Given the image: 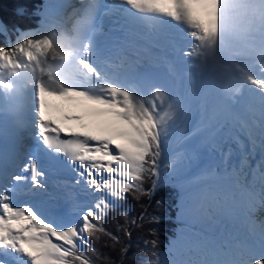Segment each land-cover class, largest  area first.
I'll list each match as a JSON object with an SVG mask.
<instances>
[{
    "label": "snow or ice",
    "instance_id": "1",
    "mask_svg": "<svg viewBox=\"0 0 264 264\" xmlns=\"http://www.w3.org/2000/svg\"><path fill=\"white\" fill-rule=\"evenodd\" d=\"M69 2H46L39 29L0 47V124L22 113L17 131L33 141L28 147L20 137L11 151L0 145V264H93L81 247H91L90 237L104 234L119 242L103 227L108 214L129 194L151 198L172 177L178 178L181 223L222 213L255 224L252 214L264 209V0H113L104 12H120L142 26L156 46L168 40L226 99L247 96L258 102V118L243 125L251 150L231 136L240 149L236 162H230L232 147L224 149L229 135H220L235 118L230 110L207 123L202 115L201 123L186 131L187 97L164 79L138 73L139 61L125 48L102 46L96 0H80L78 18L64 28L57 18ZM169 68L174 72V65ZM53 96L79 110L54 105ZM257 148L260 159L252 167ZM201 157L208 163L196 179H180ZM17 169L22 174H14ZM122 215L127 217V210ZM137 219L145 216L131 223ZM186 231L182 227L169 251L155 252L147 264H264V223L259 242L235 250L206 240L192 244ZM181 247L186 253L196 248L197 257L179 256Z\"/></svg>",
    "mask_w": 264,
    "mask_h": 264
},
{
    "label": "bare ground",
    "instance_id": "2",
    "mask_svg": "<svg viewBox=\"0 0 264 264\" xmlns=\"http://www.w3.org/2000/svg\"><path fill=\"white\" fill-rule=\"evenodd\" d=\"M136 29L139 28L130 29V33L125 32L124 35L116 34L115 38H113V40L110 42L108 49H113L116 47L125 48L133 60L139 61V64L136 66V71L138 73L145 76L148 70L147 68H153L155 75H158H156L157 79H164L169 84L171 83L172 87L177 88L183 96H186L190 106V113L192 111H196L198 116V121L195 123V127L201 123L202 115L204 117V123H207L215 114L224 113L226 109L230 110L232 116L235 118L230 119L227 123H225L224 128L221 129L220 135L221 137L229 135V139L224 144V149L226 151L229 146L232 147L234 154L230 162L238 161L240 149L235 140L231 139V136H238L244 142L245 151L251 149V143L248 140L246 129L243 128V125L247 124V120L252 116L258 118V102L248 98L247 96H238L235 100L226 99L220 88L210 83L209 77L207 75L201 76L196 72L195 69L190 68L188 63L184 61L183 58V69L180 70V72H176L174 70V72H176L178 82H172L171 77L169 76H171L173 73H171L172 71H170L169 65H172V63L174 64L175 59L180 57L174 46L166 39H161L158 42L159 46H156L151 42V38H147L145 43L135 44L134 40L131 39V33L135 32ZM176 39L179 45L187 50L185 42L179 37ZM142 58H145L144 64L143 60H140ZM140 61H142V63H140ZM174 68L176 67L174 66ZM189 71L192 72L191 78L188 75ZM190 79L191 81L189 82ZM222 83H226V81ZM49 99L54 105H63V107L68 111L74 112L79 110L75 105H70L67 101H64L60 97L53 96L49 97ZM3 103L7 108L5 101ZM56 116H58V113L53 111V117L55 118ZM20 137H23V143L26 134L23 132H18L17 128L15 131V128L10 124L8 119H6L3 124H0V145L7 147L10 151L14 150L16 147H18ZM257 151H259V148H257ZM249 162L252 167H255L256 162ZM255 215L256 214L254 212L252 214L253 219L255 218ZM231 218L235 219L244 217L237 216L233 218L232 216L220 213L215 216L213 220H204L201 223L207 225L209 229H212L214 226V220L216 221L217 225L220 224L223 226L220 228H222V232L225 233V235L227 234L228 237H225L223 233H220L219 237L223 242H227L228 244L227 247H225V250H227L229 247L235 250L238 245L259 242V240L256 241L251 236H249L248 232L238 230L225 232L224 228L230 227ZM10 264H15V262L12 261Z\"/></svg>",
    "mask_w": 264,
    "mask_h": 264
},
{
    "label": "rangeland",
    "instance_id": "3",
    "mask_svg": "<svg viewBox=\"0 0 264 264\" xmlns=\"http://www.w3.org/2000/svg\"><path fill=\"white\" fill-rule=\"evenodd\" d=\"M46 2L55 3L56 0H40L38 2V5H37L36 8L27 7L28 10H34L35 12H34V14H32L33 17H30L32 19L27 18L28 21L26 23H28V24L22 30L17 28V27L13 28L8 23H3L0 20V47H7L9 42L14 44L17 41V39L19 38L21 33L34 32L37 29H39L40 23H41V20H42V13L44 11ZM71 2L78 4L79 0H71ZM37 11L39 13H37ZM36 18H39V20H37V21L34 20ZM21 24L24 27V23H21ZM182 58H183L182 56L177 57L175 59L174 64L172 63V65H174L176 67V68H174V70L176 72H180V70L183 69L184 62H183ZM167 59H169V58H167ZM140 60H143V64H144L145 58H142ZM140 63H142V61H140ZM176 72L172 71L171 73H173V74L171 76H169V77H171V81L172 82H178L177 81L178 79H177V76H176ZM157 73H158V71H157ZM156 75L153 76V75L145 74V77H148V78H151V79H157L158 75L157 76ZM190 81H191V79L189 80V82ZM169 85L171 86V83ZM197 118H198V116H197L196 111L195 112L192 111L191 114L189 113V119H188V121L186 123V131H191V130H193L195 128V123H197V121H198ZM14 128H15V131H16V127H14ZM174 140H175L176 144H179V133L178 132L174 135ZM180 146H182V145H180ZM206 163H208V160H207L206 157H201V159H199V160L191 161L188 164L185 173L183 174L182 177H180V179H184V180H188V181H194L196 179V177L198 176V174L200 172V169ZM177 179H178L177 177H172L171 182L162 185V186H166L170 191L173 190L176 193L175 197H173L172 200H171V198L170 199L168 198L169 200L165 199V202L168 205L171 206L170 214H171V216L173 218H170V221L172 222V224L171 223L170 224L166 223L167 221H165V219H163L164 221H162V222L166 223V228L165 229H168L169 231L167 232V234L164 233L163 235L159 236L160 237V241H159L160 242L159 243L160 247L157 250L151 252V256L150 257L152 259H154L153 253H155V252L167 253L169 251V247H170L172 241H174L177 238V235L179 234V230L182 227H186L187 228L186 237H187V239H188V241L190 243L196 244L197 242H201V241H205L206 240V241L212 243L211 245H213V246H219V247L225 249V247H227L228 244L223 242L221 240V238L219 237V234L223 233V232H222V228H219L220 229L219 230L218 227H217V226H219V227H223V226L220 225V224L217 225L215 220L213 222L214 226L212 227V229H209L207 225L202 224L201 222H195L194 223V222L189 221V222H186V223H181V221H179L177 219V211H178V203H179V192H178V189L175 186V183H176ZM145 187L146 188L151 187V180H147L146 181ZM170 200H171V202H170ZM126 205H127V200L125 202H123L121 208L116 210V212L117 213L118 212L119 213H123L124 210H126ZM139 205H140V203H139ZM150 209L148 210V215L145 216L144 221H140L138 219L136 224H132L131 221L127 218L128 219L127 224H126L127 230L128 229L129 230L132 229V232H131L130 236L129 235H125L126 231H125L124 227L120 231H118V233L116 235H114V236L119 237V241H121L124 237H126L125 241L130 243L129 248H131L132 250L133 249H140V246L137 245V243L141 242V239L139 238L140 236H144L145 239H147L145 244L153 245V238L157 237L158 235L155 232H151L152 234L149 235V237L147 236L148 235L147 231L149 230V228L152 226V223H153L152 218L150 217V215L153 214L154 216H156V215H158L160 213L157 210H154L152 212ZM113 211H111V213ZM135 212H133V209H132L131 215L133 217L135 215ZM218 214H220V213H218ZM218 214H216V216ZM122 216H124V215H122ZM119 220H121V219H119ZM160 220H162V218ZM153 225H154L153 227H155V229L160 228V224H153ZM103 227L105 228V230L107 232L108 228L106 229L107 226L104 225V221H103ZM218 230H219V232H218ZM98 235L100 236L99 239H97L95 236L89 238V243H90L91 247H88L87 245H81L82 250H84L88 255H89V250L93 246L96 249V248L99 247V245H101L100 243H101L102 240L109 238L107 235H104V234H98ZM223 235L225 237H228L227 234L225 235V233H223ZM134 239H136V240H134ZM217 239L219 240V242H218ZM224 244H226V245H224ZM143 250H144V253L146 251L150 252L151 247L143 246ZM185 255H191L192 257H197L198 252H197L196 248H192V249L189 250V252L186 253L184 248L181 247V249L179 250V256L183 257ZM151 258H149V260H151Z\"/></svg>",
    "mask_w": 264,
    "mask_h": 264
},
{
    "label": "trees",
    "instance_id": "4",
    "mask_svg": "<svg viewBox=\"0 0 264 264\" xmlns=\"http://www.w3.org/2000/svg\"><path fill=\"white\" fill-rule=\"evenodd\" d=\"M39 1L40 0H0V20L3 23H8L13 28L17 27L22 30L28 24L26 23L28 21L27 18L33 17L32 14L35 12L34 10H28L27 7L36 8ZM18 9H22V11L18 12ZM37 13L39 12L37 11ZM34 20L37 21L39 18ZM21 23H24V27ZM173 197H175L174 192H171L166 186H161L151 198L147 196H139L138 194L128 195L126 199V210L127 212L129 211L127 217L122 216V213H117L116 210H114L112 213L110 212L104 220V225L107 226L106 229L108 228L107 232L111 233L113 236L116 235L118 231L123 228L121 226L127 224L128 219L131 221L133 218H138L142 214L147 216L148 210L151 208L150 210L152 212L154 210L159 211L160 214H157L162 218V220L159 221L152 220V226L147 231L148 237L152 234L151 232H155L158 235L157 237L153 238V242L155 243H153V245L145 244L147 239H145L144 236H140L139 238L141 239V242L137 243V245L140 246V249L132 250L129 248L130 243L125 241L126 237L117 242L107 235L109 238H103L104 240H102L100 243L101 245H99L100 248L98 247L95 249L93 246L89 250V256L92 259L93 264H146L149 258H151V252L157 250L160 247L159 236L163 235L164 233L167 234L169 231L168 229H165L166 223L172 224L170 221V218H173L170 214L171 206L165 202V199L171 198L172 200ZM158 202L162 203L158 206ZM132 209L133 212L136 211L134 217L131 215ZM153 216V214L150 215L151 218ZM163 219H165L167 222H162L164 221ZM153 224H160V228L155 229ZM127 232L131 233L132 229H128ZM125 235L128 234L126 233ZM143 246L151 247L150 252L146 251L144 253ZM93 249L95 251H93Z\"/></svg>",
    "mask_w": 264,
    "mask_h": 264
},
{
    "label": "clouds",
    "instance_id": "5",
    "mask_svg": "<svg viewBox=\"0 0 264 264\" xmlns=\"http://www.w3.org/2000/svg\"><path fill=\"white\" fill-rule=\"evenodd\" d=\"M96 4H97L96 16L97 18H99L102 14H104L106 9L112 6L113 0H109L108 3H106L105 0H96ZM80 7H81L80 0L78 4L73 3L70 0L68 6L61 11L59 17L57 18V22L63 24L64 28L70 29L74 24V22L76 21V19L78 18L77 11ZM19 11H22V9H18V12ZM5 103L8 104V101L5 100ZM23 119H24V115L22 113L8 117V120L13 127H16L17 122L22 121ZM153 255L155 256L157 255V253H153ZM157 264H159V262H157Z\"/></svg>",
    "mask_w": 264,
    "mask_h": 264
},
{
    "label": "water",
    "instance_id": "6",
    "mask_svg": "<svg viewBox=\"0 0 264 264\" xmlns=\"http://www.w3.org/2000/svg\"><path fill=\"white\" fill-rule=\"evenodd\" d=\"M147 73L151 75H155V71L153 68H150L149 70H147Z\"/></svg>",
    "mask_w": 264,
    "mask_h": 264
}]
</instances>
